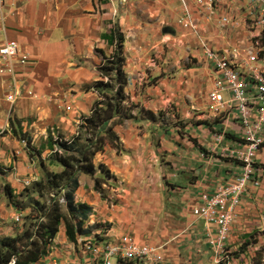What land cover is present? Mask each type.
Masks as SVG:
<instances>
[{"label": "crops", "instance_id": "crops-1", "mask_svg": "<svg viewBox=\"0 0 264 264\" xmlns=\"http://www.w3.org/2000/svg\"><path fill=\"white\" fill-rule=\"evenodd\" d=\"M116 1L15 0L4 4L0 47L16 42L19 56H28L29 62L15 63V75L0 73V101L5 92L19 93L14 113L4 114L0 121V126L6 130L0 137V169L4 171L0 174V201H3L0 218L4 216L2 219L9 220L18 215L12 206L8 207L3 188L8 185L18 195L38 177L26 144L14 136L13 129L17 134L33 132L35 138L46 136L52 129L66 140L78 134V127L91 115L99 100L93 87L102 80L98 69L104 64V58L111 57L115 51V45L105 36L119 28L126 36V103L131 107L133 118L114 128L121 151L105 148L103 154L96 156L94 164L105 166L119 183L125 182L128 190L137 189L134 197L138 198L139 194L147 201L148 216L142 220L131 213L124 214L123 219H117L119 215L113 213L108 216V206L94 191V180L101 176L99 172L94 178L79 177L76 203L92 207L102 222L114 221L109 237L131 235L139 244L156 245L162 248L163 254L174 256L175 245L182 247L192 236L206 237L209 227L192 214L200 197L211 196L220 185L243 173L241 164L224 155L227 150L243 149L239 123L227 114L216 118L208 113L213 74L195 38L184 33L181 40L174 38L163 26L152 28L150 25L143 29L139 21L130 18L132 10L126 7L127 2ZM235 8L236 3L230 4L224 13H236ZM155 11L162 13L160 8ZM164 16L158 17L163 20ZM216 29L214 24L205 22L201 26L203 37L212 47L234 49L246 44L243 26L228 28L233 30V38L218 36ZM187 54H191L199 69L182 71V55ZM152 55L158 58L159 66L151 69L148 64ZM184 77L188 78L185 83L182 82ZM184 96L196 103L188 105ZM171 110L181 114L183 111L189 121L185 137L178 128H171L164 119L158 118L159 113L166 111L168 118ZM194 110L202 112L196 117L199 126L190 123L192 116H196ZM142 111L151 112L158 119H146ZM205 122L207 124H202ZM223 133L231 136H225L221 143L217 135ZM254 165L261 184L259 187L250 184L243 195L234 220L235 243L231 242L230 246L245 243L250 240L248 237L255 235L259 241L255 246L250 244L248 251L257 252L258 248L264 249V147L256 153ZM126 202L130 204V198ZM165 203L180 206L179 223L171 222ZM81 240L83 237L78 238L77 244ZM71 244L67 241L66 229H60L44 263H58L59 257L67 254L66 249L72 248ZM245 256L237 258V262L247 264Z\"/></svg>", "mask_w": 264, "mask_h": 264}, {"label": "built area", "instance_id": "built-area-1", "mask_svg": "<svg viewBox=\"0 0 264 264\" xmlns=\"http://www.w3.org/2000/svg\"><path fill=\"white\" fill-rule=\"evenodd\" d=\"M0 0V25L3 23V7ZM123 4L127 0H121ZM180 17L178 26L188 37L197 40L204 59L211 64L213 81L208 93L209 107L216 118L233 116L239 123L242 150L225 151L224 155L235 159L243 167L241 176L220 185L211 195H202L192 214L209 227L206 240L213 248L216 264H232L230 244L236 211L249 185L259 187L261 181L255 173L256 153L264 147V0H176ZM236 3V13H224L230 4ZM226 8V9H225ZM214 24L217 35L223 37L228 28L243 26L251 34L246 44L234 49H216L203 37V23ZM25 65L28 56H19L16 42L0 47V73L15 75V63ZM148 66L155 67L149 60ZM227 95V99L225 98ZM19 93L7 96L15 104ZM70 110V107L67 108ZM226 134L217 135L224 142ZM57 152L58 150L55 149ZM60 153V152H59ZM20 219L17 217L16 222ZM214 228V230H211ZM89 239L86 249L91 250L89 261H66L64 264H167L162 248L151 244H139L130 235L117 242L99 245ZM116 261V263H114ZM14 264V263H11ZM57 264V263H56Z\"/></svg>", "mask_w": 264, "mask_h": 264}, {"label": "rangeland", "instance_id": "rangeland-1", "mask_svg": "<svg viewBox=\"0 0 264 264\" xmlns=\"http://www.w3.org/2000/svg\"><path fill=\"white\" fill-rule=\"evenodd\" d=\"M115 2L117 1L115 0ZM125 5L127 8L132 10L131 12L132 16L130 18L136 19L137 22L139 21L138 25L140 24L143 27V29L146 27L148 28L150 25H152V28L154 26L155 27L163 26L164 28H166L168 33L173 34L174 38H177V39L180 38V40L181 38H183L181 37V33H184V31L178 26V22H177L180 17V10H179L176 0H128ZM157 8H160V10L162 11V13L161 12L160 13L165 15L163 20H161L158 17L161 14L158 12L156 13L155 11L157 10ZM245 32H246V38H248L249 35L251 34V31L245 30L244 33ZM158 34L162 35L161 32L160 33L158 32ZM123 35L125 37V42H126V36L125 34ZM227 35L229 37H232L233 30L231 31V29H228L226 31L225 37H228ZM241 38L242 37H239L238 39H241ZM171 51H173V49ZM183 55H182V61H181L182 71H186L192 68H198V69L200 68V66L194 61V59L191 58L190 56L191 54H187L185 56ZM149 60L155 61V64H156L155 67L149 66V68L152 69V68H157L159 66V61L156 55H152V57H150ZM173 74H174V71L172 70V73L169 76L171 77V79H172ZM107 81L108 79L105 80V82ZM187 81H188L187 77L182 78V82L185 83ZM207 90L208 88L206 90L204 89V91H207ZM8 95H9L8 92H5L4 99L0 101V121H2L3 117H5L4 114L11 115L12 113H14V110H15V105L11 104L7 100ZM125 96H126V101H127L126 89H125ZM184 99L188 103V105L196 103L194 102L195 100H193L189 96H186V97L184 96ZM124 105L128 111L125 110L124 108L122 112V116L131 119L132 117L130 113L131 107L127 106L126 102ZM207 111L208 113H212V110L209 106H207ZM125 112H126V115H125ZM167 112L168 111L164 113L163 112L159 113L158 118L160 120L164 119L167 122V124L170 125L171 128L172 127L178 128L179 133H182V137H185L186 136L185 128L187 127V124L189 123V121H186L183 111L181 114V113H177L176 110L175 111L171 110L169 111V114H172V115H170L168 118L166 115ZM194 112L196 113V116L195 117L192 116L193 120H191L190 123L192 125L199 126L200 124L199 122H196V117L200 116L202 112H200V110L198 112L194 110ZM142 113H143L142 117H145L146 119H149V120L158 119L156 116H153L151 112L142 111ZM118 119L119 118H117L115 122H118L119 121ZM129 119L123 120L122 124L113 125L112 132H113V136L116 137V139L110 138L109 135H107L104 132V134L102 135V138L104 141V145H103L104 151H105V148L107 149L108 147H110L111 149L121 151L120 148L117 146L119 138L114 132V128L115 126L123 125ZM82 122L84 123V121ZM202 124H207V122L202 123ZM5 132H6L5 128L0 126V137L4 136ZM14 132H16L15 129H14ZM77 132L79 133L80 130L78 129ZM22 134L30 139L31 147L35 148L37 151H39L42 145L46 144L49 134H51V136L53 137L55 141H57L58 138L61 137L64 139V142H67V141L71 142L74 137H77V135H79V134H75L73 138L66 140L64 137L58 134L57 130H54V129L49 130L46 136L40 137V138H35L33 135V132H30V131H28L27 133H22ZM14 136L18 138V136L16 135ZM87 138H90V136H88ZM84 139L80 142L81 144L85 143ZM24 143L26 144V142ZM59 152L60 154L63 153L62 150H60ZM103 153H100V154H103ZM33 156H34L33 160H31L30 158L29 159L31 162H34V166L37 169V175L35 176H38V177L35 178L36 180H34L33 183H29V185L26 186V188L22 192H20V194L23 193L25 197H20L14 200V202L18 203V208H19L18 215H16L15 217L9 220L2 219V218H5L4 216L0 218V240L7 239V238L12 239L15 237H20V236H23L24 233L33 234L31 241L38 239L36 236H34V234L41 232L40 226L44 225L47 222V219H45V215L52 210V206L56 203L60 206V211L64 217L68 218L72 224L77 223L75 221L76 219L74 217H70L67 211L66 202L64 199V194L66 190H55V191L49 190V189L43 190L42 196H40L38 193L39 189L37 185L39 183L44 184V182H46L47 177L49 176L60 174L62 172V167L50 164V161H51L50 157H52V155H51V151L49 150L44 151L41 156L38 155L37 153H33ZM41 162L43 163L42 165H41ZM95 167L97 168L98 166H95ZM0 174H4V171L2 170V168L0 169ZM125 185H126L125 182L121 181V183H119L115 177H113V179L107 180V184L103 185L102 188L104 190L105 197H107V199L102 200V201L106 203V206H108V209H109L108 216H111V214L113 213L114 215L116 214L119 215L117 219H123V217L126 216L124 214L131 213L135 215L136 217L140 218V220L144 219L145 217L148 216L147 201L145 202V200L141 196H139V194L136 195V197L138 198H135L134 191H136L137 189H132L130 191L125 187ZM4 189L5 187L3 188V194L5 195ZM129 193H131L132 196H130ZM128 198H130L131 200L130 204L126 202V199L128 200ZM1 202L3 203V201H0V203ZM75 202H76V196H75ZM141 202H144V203H141ZM7 205L8 207H10V203L8 202V200H7ZM3 206H5V213H6V205L3 204ZM165 207H167L168 212H170L171 222L173 224L179 223L181 221L180 220L181 216H179L180 206L177 204L172 205V204L165 203ZM96 216L97 214L94 212V209H93L92 214L89 217V220L87 221V223L84 224V227H83L86 233L90 232V235L84 236L83 237L84 240H81L79 244H71L70 247L72 248L66 249L68 250L67 254H64V257L63 256L59 257L60 261L57 264H64L66 261L76 262V260L77 261L82 260V262H85V263L86 261H89L90 257H92L91 250L86 249V243L87 241H89V239H93V241H98V243H100L99 245L105 246L108 243L117 242L122 236H124V235H121V237L115 238V239L112 237H109L108 232H110L111 229L114 228V221L102 222V220L99 219L100 217L98 218ZM17 217L20 219L19 222H16ZM64 228H65V224L62 223L61 226L59 227V232H60V229L64 230ZM211 230H214V228H212ZM208 231L210 230L206 229V234ZM251 236L253 238L248 240L249 245L252 244L253 246H255L259 241L258 240L259 237L256 238L255 235H251ZM231 242L235 243V239L233 237H232ZM26 244L27 242L22 244L19 247V250L21 251L23 246H25ZM238 244L235 247L229 246L230 251L236 254L234 256L232 254V260H234L232 264H244V262H237L238 261L237 258H240L241 256H244V255H246L245 262H247V264H264L263 262L264 249L263 248H258L260 250L256 252L254 249H251V251H248L250 248L248 247L246 250L247 252H245V254H240L238 256L237 253H239L244 243H240L239 244L240 246ZM174 250H175L174 256L165 255V254L163 255L164 258L166 259V262L170 261L168 263H173V264H178V261H180L181 264H216L215 263L216 257L214 255L213 248H211V246L207 244L205 236L199 239L192 236L191 240L184 243L182 247L175 245ZM53 259H55L54 256H53ZM45 260L46 259H44L43 262H45ZM11 263H14V261H12ZM114 263H116V261ZM52 264H55V263H52Z\"/></svg>", "mask_w": 264, "mask_h": 264}, {"label": "trees", "instance_id": "trees-1", "mask_svg": "<svg viewBox=\"0 0 264 264\" xmlns=\"http://www.w3.org/2000/svg\"><path fill=\"white\" fill-rule=\"evenodd\" d=\"M105 38L115 45V51L111 57L104 58V64L98 69L102 80L95 83L93 87L98 92L99 100L95 102L91 115L83 119L84 123L79 127V135L74 137L71 142H64L61 137L55 141L49 134L46 144L42 145L37 151L31 147L29 138L22 133L17 134L14 132V135L18 136L21 141L26 142L28 156L31 160L34 159L33 153L41 156L44 151H51L50 164L62 167V172L47 177L44 184L39 183L37 185L38 193L42 196L43 190H66L64 199L67 211L70 217L76 219L77 223L72 224L61 213L60 206L57 203L54 204L52 210L45 215L47 222L40 226L41 232L34 234L38 239L31 241L33 234L24 233L20 237L0 240V264H9L12 261H14V264H46L43 260L51 253V246L59 234V227L62 223L65 224L66 237L72 244H77L79 237L90 235V232L86 233L83 227L89 220L93 209L86 204L75 202L80 176L86 175L94 178L99 172L101 177L95 178L94 191L100 194L102 200L107 199L102 187L107 184V180L113 179L114 176L103 165L96 168L94 159L98 154L104 152L102 138L104 132L110 138L116 139L112 132L113 125L122 124L123 120L129 118L122 116L126 102L125 89L128 86V77L124 69L126 64L124 55L125 37L119 28H114ZM106 79H108L107 82H105ZM117 118H119V121L115 122ZM88 136L90 138H87ZM229 136L231 135L227 133L226 138H229ZM83 139L85 143L81 144L80 142ZM192 143L197 146L195 140H192ZM56 148L58 149L57 152L55 151ZM60 150H62V154L59 153ZM4 190L10 206L18 213V203L14 200L25 197L24 194L15 195L8 185L5 186ZM252 238L248 237V239ZM25 242L27 244L20 251L19 247ZM248 247L249 242L246 241L237 255L245 254Z\"/></svg>", "mask_w": 264, "mask_h": 264}]
</instances>
